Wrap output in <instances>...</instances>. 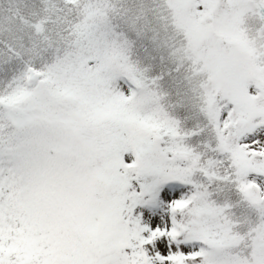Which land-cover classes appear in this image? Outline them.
<instances>
[{
  "label": "snow or ice",
  "instance_id": "1",
  "mask_svg": "<svg viewBox=\"0 0 264 264\" xmlns=\"http://www.w3.org/2000/svg\"><path fill=\"white\" fill-rule=\"evenodd\" d=\"M0 264H264V0H0Z\"/></svg>",
  "mask_w": 264,
  "mask_h": 264
}]
</instances>
